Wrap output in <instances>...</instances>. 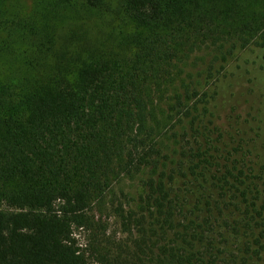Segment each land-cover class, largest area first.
<instances>
[{"label":"trees","instance_id":"trees-1","mask_svg":"<svg viewBox=\"0 0 264 264\" xmlns=\"http://www.w3.org/2000/svg\"><path fill=\"white\" fill-rule=\"evenodd\" d=\"M257 71L264 0H0V264H264Z\"/></svg>","mask_w":264,"mask_h":264},{"label":"rangeland","instance_id":"rangeland-1","mask_svg":"<svg viewBox=\"0 0 264 264\" xmlns=\"http://www.w3.org/2000/svg\"><path fill=\"white\" fill-rule=\"evenodd\" d=\"M7 8L11 10V15H18V13L22 12L25 13L29 11L31 7L32 0H6ZM260 55L259 50L257 49H247L244 51H241L237 54V61L242 63L245 61H248L252 58H257ZM236 62V61H234ZM200 63V62H199ZM205 65H201L200 67H197L198 69H204ZM255 75L258 77V86L264 88V71H257ZM141 191V187L139 184V180L136 178H122L119 182L115 184L114 192L113 194L108 198V205H111V201L114 200V202L126 201L130 199H136ZM102 216L103 220H106L108 222L109 232L115 233L120 232V225L117 222V219L113 217L112 212L105 211L103 215L100 213L97 214V218H100ZM76 237L79 240V242L84 245L85 244V233L81 231H76Z\"/></svg>","mask_w":264,"mask_h":264}]
</instances>
